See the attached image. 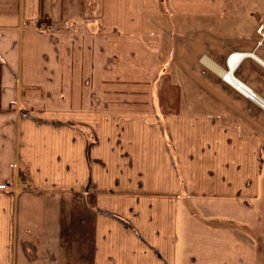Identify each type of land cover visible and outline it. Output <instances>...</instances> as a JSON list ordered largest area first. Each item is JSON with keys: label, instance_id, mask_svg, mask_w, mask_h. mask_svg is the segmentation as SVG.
Returning <instances> with one entry per match:
<instances>
[{"label": "crops", "instance_id": "obj_1", "mask_svg": "<svg viewBox=\"0 0 264 264\" xmlns=\"http://www.w3.org/2000/svg\"><path fill=\"white\" fill-rule=\"evenodd\" d=\"M224 1L0 0V264H264V107L162 76ZM263 47L203 58L264 102Z\"/></svg>", "mask_w": 264, "mask_h": 264}, {"label": "rangeland", "instance_id": "obj_2", "mask_svg": "<svg viewBox=\"0 0 264 264\" xmlns=\"http://www.w3.org/2000/svg\"><path fill=\"white\" fill-rule=\"evenodd\" d=\"M172 23L167 25V39L162 51L168 63L162 76H167V85L183 87L186 105L192 98L193 79L199 81L205 90L208 88L204 78L210 73L201 62L204 56L213 57L222 65L219 57L226 53L235 50L254 52L258 47L262 38L258 31L264 24V0H225L222 12L213 19L184 18L172 20ZM205 97L206 92L201 95L202 99ZM259 140L264 146V139ZM262 168L264 170V164ZM252 236L264 244L258 234Z\"/></svg>", "mask_w": 264, "mask_h": 264}, {"label": "bare ground", "instance_id": "obj_3", "mask_svg": "<svg viewBox=\"0 0 264 264\" xmlns=\"http://www.w3.org/2000/svg\"><path fill=\"white\" fill-rule=\"evenodd\" d=\"M247 56L259 60L254 55L234 53L229 57V60L227 62V70H223L208 58L202 59V63L205 67L221 76L230 86H232L238 92L247 96L250 100L256 101L258 104L264 107V102L259 97H257L256 94L253 93L246 85L239 81L234 74L241 61Z\"/></svg>", "mask_w": 264, "mask_h": 264}, {"label": "built area", "instance_id": "obj_4", "mask_svg": "<svg viewBox=\"0 0 264 264\" xmlns=\"http://www.w3.org/2000/svg\"><path fill=\"white\" fill-rule=\"evenodd\" d=\"M30 26V25H29ZM33 28L42 32H58L59 28L57 25L53 23H49L47 20L45 21H35L32 23ZM259 34L264 39V24L259 29Z\"/></svg>", "mask_w": 264, "mask_h": 264}, {"label": "trees", "instance_id": "obj_5", "mask_svg": "<svg viewBox=\"0 0 264 264\" xmlns=\"http://www.w3.org/2000/svg\"><path fill=\"white\" fill-rule=\"evenodd\" d=\"M20 177L24 179V174L22 172L20 173Z\"/></svg>", "mask_w": 264, "mask_h": 264}, {"label": "water", "instance_id": "obj_6", "mask_svg": "<svg viewBox=\"0 0 264 264\" xmlns=\"http://www.w3.org/2000/svg\"><path fill=\"white\" fill-rule=\"evenodd\" d=\"M218 75V74H217ZM221 77V76H220ZM222 78V77H221ZM223 79V78H222Z\"/></svg>", "mask_w": 264, "mask_h": 264}]
</instances>
